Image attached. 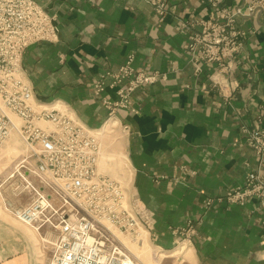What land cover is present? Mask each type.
<instances>
[{"label": "crops", "instance_id": "obj_1", "mask_svg": "<svg viewBox=\"0 0 264 264\" xmlns=\"http://www.w3.org/2000/svg\"><path fill=\"white\" fill-rule=\"evenodd\" d=\"M36 1L60 28L58 41L33 44L25 54L38 101L69 106L97 128L129 83L114 76L130 59L135 71L159 74L114 112L130 193L149 209L152 242L168 252L161 264L184 262L171 253L181 243L193 264H264V197L226 198L261 169L247 137L264 127V12L238 17L242 51L224 74L189 49L200 20L213 13L209 0H157L162 7L148 0ZM56 234L0 216V264H48Z\"/></svg>", "mask_w": 264, "mask_h": 264}, {"label": "built area", "instance_id": "obj_2", "mask_svg": "<svg viewBox=\"0 0 264 264\" xmlns=\"http://www.w3.org/2000/svg\"><path fill=\"white\" fill-rule=\"evenodd\" d=\"M221 1L209 0L213 13L200 20L201 29L191 35L189 49L196 61L215 63L227 74L242 51L244 32L237 28V19L264 12V0L234 7L221 6ZM59 30L56 16L36 0H0V149L15 132L24 141L26 156L9 177L21 175L25 183L17 189L33 192L29 202L11 212L28 225L55 229V238L48 240L52 246L48 264H136L109 225L133 235H139L143 226L150 231L149 209L128 186L100 170L101 131L82 122L69 106L38 101L24 64L31 45L58 41ZM158 75L135 71L131 59L121 67L115 81L128 77L129 83L119 90L117 101H109L112 111L105 123L120 125L114 108L128 107L132 91L153 83ZM42 120L48 124L39 123ZM247 140L260 157L261 169L227 193L231 203L255 194L264 197V127L252 129ZM31 174L38 182L28 177Z\"/></svg>", "mask_w": 264, "mask_h": 264}, {"label": "rangeland", "instance_id": "obj_3", "mask_svg": "<svg viewBox=\"0 0 264 264\" xmlns=\"http://www.w3.org/2000/svg\"><path fill=\"white\" fill-rule=\"evenodd\" d=\"M39 123L44 126L48 124L43 120L39 121ZM97 128L101 131L100 136L103 142L100 170L116 178L124 186H128L127 176L129 175V169L126 170L128 161L124 154V132L121 125L103 123ZM26 153V144L16 132L0 149V183L3 184L0 188V216L15 223L21 221L12 214L11 208L25 204L33 197V192L27 189L22 190L21 187L17 189L18 185L25 183L21 175L16 174L13 177H9L10 172L15 170L21 159L26 156ZM30 160L32 162L35 161L33 158ZM23 174L25 175L24 170ZM28 177L38 182L36 175L31 174ZM109 226L111 231L116 233L124 243L125 250L132 255L136 264H161L162 259L168 253L152 242L150 233L144 226L139 230V235L120 231L111 224ZM171 253L175 254V259L177 257H180L181 260L184 259L181 264H193L192 256L183 243Z\"/></svg>", "mask_w": 264, "mask_h": 264}, {"label": "bare ground", "instance_id": "obj_4", "mask_svg": "<svg viewBox=\"0 0 264 264\" xmlns=\"http://www.w3.org/2000/svg\"><path fill=\"white\" fill-rule=\"evenodd\" d=\"M13 172H14V170H12L11 172H10V174L12 175L13 174ZM143 248V247H142ZM143 250V249H142ZM141 252V251H140Z\"/></svg>", "mask_w": 264, "mask_h": 264}]
</instances>
